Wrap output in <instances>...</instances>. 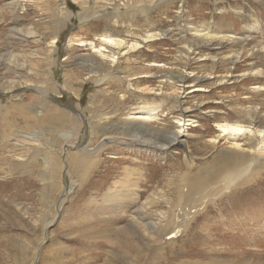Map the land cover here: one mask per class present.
<instances>
[{
    "label": "rangeland",
    "instance_id": "1",
    "mask_svg": "<svg viewBox=\"0 0 264 264\" xmlns=\"http://www.w3.org/2000/svg\"><path fill=\"white\" fill-rule=\"evenodd\" d=\"M117 263L264 264V0H0V264Z\"/></svg>",
    "mask_w": 264,
    "mask_h": 264
},
{
    "label": "bare ground",
    "instance_id": "2",
    "mask_svg": "<svg viewBox=\"0 0 264 264\" xmlns=\"http://www.w3.org/2000/svg\"><path fill=\"white\" fill-rule=\"evenodd\" d=\"M147 38H148V36H146L144 39H142V40H140V43H145L146 41H147ZM246 39V38H245ZM245 39L243 40V41H245ZM103 41L106 43V44H113L114 43V40H112V39H108V38H104L103 39ZM233 42H235L234 41V38L233 37H231V36H223V46H226V45H229V44H231V43H233ZM193 45V44H192ZM198 45L200 46V47H203V48H206V47H214L213 46V44H212V42H210V41H205V42H200V43H198ZM235 56V55H234ZM235 58V57H234ZM235 61V60H234ZM227 78H231V76H227ZM224 79H226V78H224ZM184 82H185V78L184 77H180L178 80H177V83H179V84H184ZM195 85V84H194ZM178 110V109H177ZM192 110V109H191ZM185 112H187V111H185ZM184 112V113H185ZM138 113H142V112H138ZM142 115V114H141ZM60 120V119H59ZM132 120H142V121H148V118H146V117H143V116H140L139 117V115H138V117L137 118H132ZM181 121V120H180ZM188 125V124H187ZM181 126H184V125H181ZM179 128V127H178ZM218 128H219V130L222 132V134L223 135H225V134H230V135H232V136H235V135H240V133L244 130L242 127H240V126H231V125H218ZM180 129V128H179ZM125 130H126V132L128 133V134H133V133H144V131H145V129H143V127L142 126H127V127H125ZM184 131V130H183ZM182 134H181V131L180 130H176V131H171V132H167L165 135H164V137L162 138L163 140V142L165 143V148L167 147V148H172V147H174V146H176V145H178V144H181V142H182ZM136 141V140H135ZM75 166H77L78 168H76V169H79V167H81L82 165H81V161L80 160H77V159H75V161H74V163H73ZM194 184V183H193ZM123 187V186H122ZM119 190V189H118ZM123 191V189L122 190H119V192H117V195H115V193L114 192H112V193H110L108 196H107V198H109V199H112V201L113 202H116L117 201V199H118V203H116V205H115V208L116 207H119V206H121V205H123V204H121L120 202H123L124 200L125 201H127V202H129L130 201V199H131V196L129 197L128 196V194H129V191L128 192H122ZM132 202V201H131ZM142 216V215H141ZM139 219H140V217H139ZM141 219H143L142 217H141ZM122 233V235H126V233H125V231H122L121 232ZM127 236V235H126ZM122 258V257H121ZM123 263V262H122ZM118 264V263H117ZM126 264V263H125Z\"/></svg>",
    "mask_w": 264,
    "mask_h": 264
}]
</instances>
